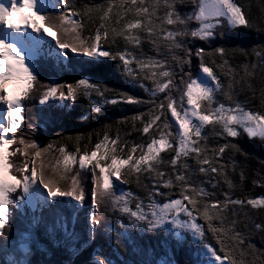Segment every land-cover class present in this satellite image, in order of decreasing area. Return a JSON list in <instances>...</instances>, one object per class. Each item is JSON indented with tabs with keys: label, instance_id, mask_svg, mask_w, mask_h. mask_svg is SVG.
I'll use <instances>...</instances> for the list:
<instances>
[{
	"label": "snow or ice",
	"instance_id": "obj_1",
	"mask_svg": "<svg viewBox=\"0 0 264 264\" xmlns=\"http://www.w3.org/2000/svg\"><path fill=\"white\" fill-rule=\"evenodd\" d=\"M61 3V14L52 17L44 11L52 5L43 0H0V105L6 111V115L0 116V237L7 235L6 228H11L12 211L9 206L17 203L12 194L19 190L22 193L19 199L33 194L43 197L40 191L42 186L47 190V196L43 197L41 207L58 216L65 215L67 209L66 221L61 220L60 226L64 228L68 239L77 238L75 223L79 217L72 213L84 201L85 182L90 178V207L93 211L87 220L88 240H95L103 213L111 209L122 216L126 215L131 228L152 234L163 232L169 237L163 241L165 244L174 238L178 245L190 235L211 257V264H264V252L246 241V236L252 231L264 233V222L256 223L249 217L245 221L249 232L237 228L240 213L244 212L247 216V206L264 209V197L244 200L224 193V200L221 201L213 199L215 193L204 186L207 183L215 189L223 179L232 188L234 185L229 179L227 166L221 161L227 149L241 151L237 145L229 143L210 147L209 137L204 133L207 126H212L213 136L225 139L237 138L242 130L249 138L264 140V114L254 112L236 100L234 89L235 85L243 87L246 78L257 70L264 74V52H256L257 63L245 64L243 76H239L237 69L225 58L223 47L211 52L203 48L193 51L186 47L189 38L206 41L214 38L218 29L250 26L242 7L234 0H108L106 7L85 5L81 12L75 0H61ZM185 4H190L192 8L182 13L178 6ZM25 7L33 10V15L41 13L36 15V19L47 21L45 28L56 33L52 40L59 50L57 58L62 67L63 61L69 59L66 50L88 57V63L102 57L112 60L118 58L122 62L123 73L152 98L147 101L150 105L147 113L131 117L133 130L141 133V136H147V141L129 144L121 141L119 136L112 138L105 133L90 153L85 150L81 154L79 147L75 153L67 152L64 147L56 149L62 157L63 168H59L61 161L58 159L52 172L59 175V181H69L66 189L60 187L59 181L46 175L43 162L39 169L37 167V160L54 150L53 145L41 148L35 141L23 136L17 138L16 135L24 121V101L29 99L36 85H39L36 90L40 93L41 105L49 100L75 102L79 95L90 97L93 93L101 98L103 104L144 101L127 94L107 98L105 93L109 89L102 88L88 78H80L69 84L41 82L39 63L33 62L32 45L43 42V36L39 34L44 30L36 20L26 16H20L16 22L13 20ZM93 8L99 13L100 23L94 34L85 36V18L91 20ZM114 8L117 11L114 17H110ZM129 16L132 18L128 19ZM110 19L111 27L105 23ZM193 23L197 26L190 28L189 25ZM5 28L10 31L3 30ZM32 33L38 35L32 37ZM61 34L71 35V41L61 40ZM21 37L25 40L30 38L25 47L19 46ZM117 38H123V50L112 52L103 46L102 42L109 43V46L115 44ZM145 42L152 46L155 56L144 52L142 45ZM217 54L221 58L219 62L215 59L211 65L206 62L205 56L214 57ZM193 56L199 58L202 73L195 78L191 71L186 70V66L191 69ZM212 65L219 69L220 75L228 78L227 90ZM143 81H150L152 87H147ZM248 86L251 87L250 84ZM160 93L165 95L157 99ZM217 93L225 96L229 103L218 102ZM261 95L264 96V89H261ZM101 101L93 102V112L101 111ZM261 103L264 104V100ZM145 115L147 120L144 119ZM136 121L142 127L136 126ZM154 127L155 131L152 132ZM9 133L12 135L9 136ZM14 144L18 147L9 151ZM165 152H171L172 155L166 159L162 156ZM18 154L23 159L20 163L12 162L10 158ZM189 160L194 161L195 168L188 163ZM77 162L79 170L73 173L72 168ZM128 174H135L138 184L143 179L151 181L147 203L130 191H122L114 183L119 181L127 184L125 176ZM197 174L207 179L198 182L194 179ZM243 179L244 174L241 173ZM173 188L179 190L178 198H170V192L162 191ZM62 197L70 198L77 204H64L63 208L58 209L62 203L58 198ZM133 201L134 209L130 207ZM200 220L204 224L199 223ZM52 225L55 229V219ZM167 225H171V234L167 232ZM206 231L215 238L219 250L206 240ZM119 235L131 241L127 226ZM89 264H111V261L101 251ZM171 264L175 262L171 261Z\"/></svg>",
	"mask_w": 264,
	"mask_h": 264
},
{
	"label": "trees",
	"instance_id": "obj_2",
	"mask_svg": "<svg viewBox=\"0 0 264 264\" xmlns=\"http://www.w3.org/2000/svg\"><path fill=\"white\" fill-rule=\"evenodd\" d=\"M235 3L242 7V11L246 13L249 19L250 26H239L235 29L224 27L217 30V35L206 41L189 38L186 42V47L192 48L193 51L197 48H203L207 52H211L216 48L223 47L225 49V58L229 64L237 69L239 76H243V66L245 64L251 65L257 63L256 52H264V0H234ZM78 5V10L83 12L85 5H103L107 6L108 0H75ZM190 4L179 5L178 9L182 13L191 11ZM117 9L114 8L110 17H114ZM99 13L92 9L91 20L85 18V27L83 35L94 34L100 21L98 19ZM131 19L132 17H127ZM76 19H80L76 17ZM106 26L111 27L110 21H106ZM123 23V22H122ZM197 25L190 24V28H195ZM221 31L223 34L221 35ZM61 40L71 41V35H60ZM112 36L110 34L109 41ZM105 48L112 52L123 50L125 42L123 38H117L116 43L109 46V43L102 42ZM144 52L148 55L155 56L156 53L152 50V46L148 43L142 45ZM136 51V49H132ZM183 55V53H180ZM81 56V55H80ZM88 58V57H84ZM218 62L221 60L217 54L214 57L205 56L207 63L211 65L212 60ZM86 61V60H85ZM82 61L80 69V62L73 60V68L70 73L59 78L48 77L45 78V83L52 82L53 84L75 83L80 78H88L92 82L99 84L102 88H107L109 91L105 93V97H118L120 94H127L136 97L143 103L128 104L119 102L115 105L103 104L101 98L93 93L90 97L79 95L75 102L69 101V105L60 109L57 113H53L56 120H49L47 117L43 118L38 115L39 110L32 112L30 122L27 124L25 131L22 133L25 139L35 141L41 148L47 147L49 144L53 145L52 151L45 153L37 160V167L39 169L41 162L45 165V173L54 180L59 181V175L52 172V168L56 167V161L59 159L61 164L59 168L62 170V157L56 150L59 147H64L69 153H75L77 147L80 148L81 154L85 150L89 153L94 150L95 144L103 135L107 133L110 137H120L121 141L131 143H140L147 141V136H141V133L133 130V121L131 117L147 113L150 105L147 103L152 99L148 92L140 88L138 84L133 83L122 71V62L112 60L111 58H99L98 62L87 66V62ZM91 64V63H89ZM134 66V65H133ZM214 71L220 75L219 69L212 65ZM193 77L202 75L199 69V58L193 56L191 69ZM179 71V69H177ZM220 79L227 90L228 78L220 75ZM246 83L235 85L236 92L235 99L242 102L246 108L264 114V96L261 95V89H264V74L259 70L253 73L251 77L246 78ZM149 88L152 87L150 81H143ZM251 85L249 87L248 85ZM253 92L255 95H253ZM165 94L160 93L157 99L163 98ZM216 99L218 102L229 103L225 96L217 93ZM101 101L102 107L100 112H93V102ZM171 119L170 113L168 114ZM147 116L144 119L147 120ZM163 119V118H162ZM136 126L142 127L139 121H136ZM159 123V122H158ZM174 123V121H173ZM155 131V127L152 132ZM150 132V135L152 134ZM204 133L208 135L209 146H217L224 143L235 144L241 149L236 151L234 149H227L223 155L222 161L227 166V173L229 179L233 182V187L220 180L218 186L213 189L210 184L205 183L204 186L210 191L214 192L213 199L224 200V193H228L232 198H239L246 200L247 198L264 197V140L260 138H249L246 133L241 130V135L237 138H221L212 135V126H207ZM171 152L162 153L164 158H169ZM23 157L20 158L22 160ZM189 164L195 168V163L192 160ZM79 170V164L73 166L72 172ZM241 173L244 174V179L241 180ZM82 175L85 173L82 172ZM90 177V173L88 174ZM128 180L127 184H121L119 181L114 183L122 191H130L134 196L143 199L147 203V194L151 187V181L143 179L142 183L138 184L135 174H128L125 176ZM194 179L198 182L205 181L207 178L197 174ZM254 181L258 182L254 184ZM60 187L66 189L69 186V181H59ZM148 185V187H144ZM91 180L90 178L85 182V199L90 201L91 195ZM162 191L170 192V198H178V189H162ZM157 199H160L159 197ZM187 203V202H185ZM89 205V204H88ZM135 202L130 204L134 209ZM99 215V213H97ZM251 218L256 223L264 222V209H252L247 206V216L244 212L240 213V223L237 228L242 232H249V228L245 227V221ZM204 224L203 220L198 221ZM131 237V241L124 240L119 233L125 231ZM167 232L172 233L171 225H167ZM106 229H109L106 231ZM205 229L207 225L205 224ZM98 235V236H97ZM41 236V235H40ZM169 239L163 232L159 234H152L141 232L137 228L128 226V218L126 215H121L111 209L103 213L102 224L96 229L95 240L84 243L82 250L72 251L70 248L66 249L65 245L57 247L54 242L45 237L38 238V243L30 252L27 264H89L91 259H94L96 253L103 252L111 264H211V257L203 250L202 246L192 238L187 236L185 241L178 245L172 238L169 243L165 244L163 241ZM206 240L212 244L217 250L219 245L216 244L215 238L211 233L206 231ZM246 241L255 245V248L260 252H264V233L252 231L250 235L246 236ZM248 251H251L250 249ZM223 256V253H219ZM27 257L28 254H25ZM251 259V257H248Z\"/></svg>",
	"mask_w": 264,
	"mask_h": 264
},
{
	"label": "rangeland",
	"instance_id": "obj_3",
	"mask_svg": "<svg viewBox=\"0 0 264 264\" xmlns=\"http://www.w3.org/2000/svg\"><path fill=\"white\" fill-rule=\"evenodd\" d=\"M43 2L46 3V4H48V5L50 4V2H48L47 0H43ZM17 21H19V20H17ZM40 35H42L44 38L47 39V37H46L43 33H41ZM45 115H46V114H45ZM20 161H21V160H19L18 163H20ZM97 236H98V235H97Z\"/></svg>",
	"mask_w": 264,
	"mask_h": 264
},
{
	"label": "bare ground",
	"instance_id": "obj_4",
	"mask_svg": "<svg viewBox=\"0 0 264 264\" xmlns=\"http://www.w3.org/2000/svg\"><path fill=\"white\" fill-rule=\"evenodd\" d=\"M18 43H21V39H20V41H18ZM43 76L45 77V74H43ZM43 83H44V82H43ZM24 131H25V130H23V132H24ZM23 132H22V133H23ZM22 133L19 134L20 137H21ZM57 239L59 240L60 238H57ZM62 245H65V244L62 243Z\"/></svg>",
	"mask_w": 264,
	"mask_h": 264
}]
</instances>
